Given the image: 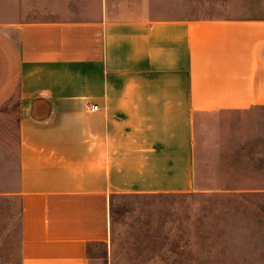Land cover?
Instances as JSON below:
<instances>
[{
    "label": "crops",
    "instance_id": "obj_1",
    "mask_svg": "<svg viewBox=\"0 0 264 264\" xmlns=\"http://www.w3.org/2000/svg\"><path fill=\"white\" fill-rule=\"evenodd\" d=\"M262 4L82 0L80 18L0 22V234L17 227L20 264H110L112 199L202 191L205 149L250 174L231 194L264 196Z\"/></svg>",
    "mask_w": 264,
    "mask_h": 264
},
{
    "label": "rangeland",
    "instance_id": "obj_2",
    "mask_svg": "<svg viewBox=\"0 0 264 264\" xmlns=\"http://www.w3.org/2000/svg\"><path fill=\"white\" fill-rule=\"evenodd\" d=\"M81 1L21 0L11 11L7 0H0V22L80 18L87 12ZM252 1L254 12L263 14L262 0ZM205 150L196 168L202 191L112 199L110 264H264V196L231 194V188H250L239 186L249 173L240 169L230 151L224 161L213 148ZM225 162L228 168L219 169ZM231 163L237 169H230ZM261 177L262 172L253 175L258 181ZM104 249L101 246L99 253ZM0 264H20L17 227L0 234Z\"/></svg>",
    "mask_w": 264,
    "mask_h": 264
},
{
    "label": "built area",
    "instance_id": "obj_3",
    "mask_svg": "<svg viewBox=\"0 0 264 264\" xmlns=\"http://www.w3.org/2000/svg\"><path fill=\"white\" fill-rule=\"evenodd\" d=\"M97 108H98V107H97L96 105H93V106L90 107V109H91L92 111L97 110Z\"/></svg>",
    "mask_w": 264,
    "mask_h": 264
}]
</instances>
